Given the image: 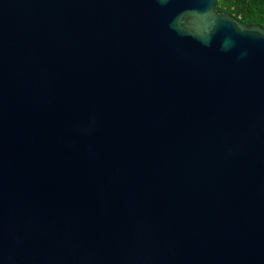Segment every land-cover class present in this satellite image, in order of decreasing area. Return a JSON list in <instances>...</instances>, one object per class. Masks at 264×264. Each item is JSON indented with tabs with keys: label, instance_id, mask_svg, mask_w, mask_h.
<instances>
[{
	"label": "water",
	"instance_id": "obj_1",
	"mask_svg": "<svg viewBox=\"0 0 264 264\" xmlns=\"http://www.w3.org/2000/svg\"><path fill=\"white\" fill-rule=\"evenodd\" d=\"M217 0H0V264H264V28Z\"/></svg>",
	"mask_w": 264,
	"mask_h": 264
},
{
	"label": "trees",
	"instance_id": "obj_2",
	"mask_svg": "<svg viewBox=\"0 0 264 264\" xmlns=\"http://www.w3.org/2000/svg\"><path fill=\"white\" fill-rule=\"evenodd\" d=\"M215 10L231 15L245 25L264 28V0H217Z\"/></svg>",
	"mask_w": 264,
	"mask_h": 264
}]
</instances>
